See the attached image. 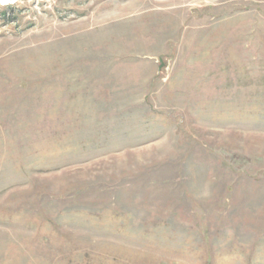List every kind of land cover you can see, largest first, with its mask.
Instances as JSON below:
<instances>
[{
    "label": "rangeland",
    "instance_id": "374dc122",
    "mask_svg": "<svg viewBox=\"0 0 264 264\" xmlns=\"http://www.w3.org/2000/svg\"><path fill=\"white\" fill-rule=\"evenodd\" d=\"M0 264H264V0L0 4Z\"/></svg>",
    "mask_w": 264,
    "mask_h": 264
},
{
    "label": "water",
    "instance_id": "95a60500",
    "mask_svg": "<svg viewBox=\"0 0 264 264\" xmlns=\"http://www.w3.org/2000/svg\"><path fill=\"white\" fill-rule=\"evenodd\" d=\"M20 0H0L1 5H14Z\"/></svg>",
    "mask_w": 264,
    "mask_h": 264
}]
</instances>
